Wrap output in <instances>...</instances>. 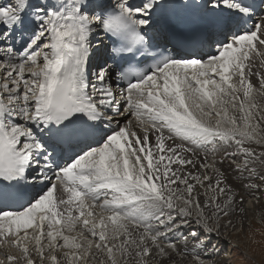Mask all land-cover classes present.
Returning a JSON list of instances; mask_svg holds the SVG:
<instances>
[{"label": "snow or ice", "instance_id": "obj_1", "mask_svg": "<svg viewBox=\"0 0 264 264\" xmlns=\"http://www.w3.org/2000/svg\"><path fill=\"white\" fill-rule=\"evenodd\" d=\"M242 193L264 0H0V264H223Z\"/></svg>", "mask_w": 264, "mask_h": 264}, {"label": "rangeland", "instance_id": "obj_2", "mask_svg": "<svg viewBox=\"0 0 264 264\" xmlns=\"http://www.w3.org/2000/svg\"><path fill=\"white\" fill-rule=\"evenodd\" d=\"M259 150L258 148L257 151ZM212 158L213 157H210V159ZM217 158L219 159V156L215 157V159ZM224 166L223 167L227 169V165ZM229 181L233 183L234 186H236L235 183H239L238 180L232 177H229ZM236 190L238 192L242 191L240 188ZM242 194L245 196L243 207L247 211H244L243 214H236L234 219L241 221L240 228H243V230H240V228L228 229L225 235H227L229 239L223 241L221 244L222 250L216 259L223 262V264H264V216L256 218V216L253 217L250 214L248 215V212L252 211L248 209L251 207V204L260 201H257L254 196L247 193ZM256 196L260 197L259 200L263 201L264 206V195L256 193ZM250 245L252 248L249 247ZM260 247H262L263 250ZM12 251L14 250L12 249ZM227 253L231 255V257H229Z\"/></svg>", "mask_w": 264, "mask_h": 264}, {"label": "bare ground", "instance_id": "obj_3", "mask_svg": "<svg viewBox=\"0 0 264 264\" xmlns=\"http://www.w3.org/2000/svg\"><path fill=\"white\" fill-rule=\"evenodd\" d=\"M256 81V78L255 77H253V82H255ZM201 155H203V153H201ZM211 157V156H210ZM210 157H209V159H210ZM216 157H218V156H216ZM215 158V157H214ZM213 159V158H212ZM218 159V158H217ZM211 160V159H210ZM226 165V164H225ZM225 167V166H224ZM229 177L231 178L232 177V174L231 173H229ZM230 182V181H229ZM235 187H236V189H239V187H238V185H239V183H235ZM242 192V191H241ZM263 200V199H262ZM260 202H257V203H252L251 204V207L250 208H248L249 210H252V211H250V212H248V215L250 214L251 216H256V218H260V217H263L264 216V206H263V201H261V200H259ZM245 211H247V210H245ZM238 213H240L239 212V210H237V214ZM243 214V213H242ZM240 216H242V215H240ZM235 218V217H234ZM234 224H235V228L236 229H238V228H240L241 227V221L240 220H236V219H234ZM235 228H230V229H235ZM240 230H243V228L241 229L240 228ZM238 235V234H237ZM248 236V235H247ZM249 238V237H248ZM249 247H251L252 248V246L250 245ZM262 250H263V248L262 247H260ZM0 250H4V249H0ZM7 251H12V249H6ZM228 254V253H227ZM229 255V254H228ZM229 257H231V255H229ZM228 257V258H229Z\"/></svg>", "mask_w": 264, "mask_h": 264}]
</instances>
